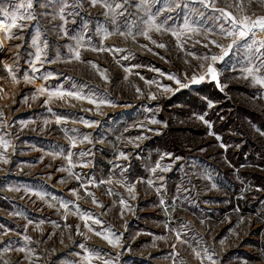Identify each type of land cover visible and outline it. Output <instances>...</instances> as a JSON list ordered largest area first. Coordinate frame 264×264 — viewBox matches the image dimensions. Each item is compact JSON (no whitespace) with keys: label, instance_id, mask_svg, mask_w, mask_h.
I'll list each match as a JSON object with an SVG mask.
<instances>
[{"label":"rangeland","instance_id":"374dc122","mask_svg":"<svg viewBox=\"0 0 264 264\" xmlns=\"http://www.w3.org/2000/svg\"><path fill=\"white\" fill-rule=\"evenodd\" d=\"M67 2L0 0V264H264V0Z\"/></svg>","mask_w":264,"mask_h":264},{"label":"snow or ice","instance_id":"6c2138e0","mask_svg":"<svg viewBox=\"0 0 264 264\" xmlns=\"http://www.w3.org/2000/svg\"><path fill=\"white\" fill-rule=\"evenodd\" d=\"M59 2H60V4L62 5V6L60 7V9H59V11H60V19H61V20H64V19H65V17H64V12H65V9H66V8L73 7V6H76V7L79 6V4H76V5H70V4L67 2V0H59ZM91 2H92V5L95 6V4L97 3V0H91ZM124 2L127 3V0H124ZM145 2H146V0H141V5H140V6L144 5ZM26 7H27L28 9H31V8L33 7L32 0H27V5H26ZM105 7L109 8L111 11L115 12V9H120V8L123 7V5L120 4V3H117V4L115 5V9H113L112 6L109 5V4H105ZM19 8H25V4H24V3H21V4L19 5ZM119 14H120V15H123V13H119ZM223 16L225 17L226 20L231 21V31H228V32H227V35H228V36H235V35L238 34L239 38L242 39V38H244V37H247V36L249 35V33L252 32V30L255 29V28H257V27L260 28L261 30H264V17H260V18H257L255 21H251V22H249L247 17H245L242 21H240V20H237V19H236L235 17H233L230 13H227V12H224V13H223ZM33 18H34V17H32L30 14L27 15V16H21V15H18V14H17V15H13V16L11 17V23H10V24H5V25H3V27H4L6 30H10L11 28H15V27H17V20H20V19H33ZM153 24H154V17L151 16V15H149V26L151 27ZM223 31H224V29L221 28V32H223ZM66 34H67V33H66ZM142 34L145 35L146 38H149L148 35H147V32H144V33H142ZM209 43H210V44H213V45H215V46H217V47H221V45L217 44V42L214 41V40H209ZM254 43H255V42H254ZM157 46H158V47H165V45H163V44H158ZM207 46H208V45L206 44L205 47H207ZM229 47H231V45H229ZM262 47H264V45H262ZM94 50H95V49H94ZM257 51H259V49H257ZM75 57H76V59H79V58H80V57H79V52H76V53H75ZM205 59H208V58L205 57ZM210 59H211V61L214 62V61H216V60L219 59V58L216 57V56H212ZM36 61H37V62L40 61V56H39V54H38L37 57H36ZM33 71H34V72H35V71H38V69H36L35 67H33ZM248 72L251 73V72H252V69H248ZM206 75H207V76H210L212 80L217 81V84H219V81H218V79H217V72H216V69L214 68V66H213L212 64H209V65L207 66V69H206ZM168 78H169V79H174V80L176 79V78L173 77V76H169ZM26 79H28V77H26ZM204 79H205V75H200L199 77L193 75V77H192V82H193V83H199L200 81H203ZM256 82L259 83V84H261V85H264V80H256ZM176 83H180V81H179V80H176ZM182 86H183V87H187V85H182ZM39 91H41V92H45V91H47V89L41 87V88L39 89ZM49 95H50V96H59V97H63V96H65V95H67V96H72V97H74V98H76V99H86L88 103H90V104H96L97 106H99V104L106 103V101H104V100H99V101H98V100H96V99H94V98H91V97L81 96L78 92H67V93H65V92H62V91H56V92H51V93H49ZM151 98H152V99H155L154 96L151 97ZM45 103H47V101H45ZM211 106H212V105H211V103H210V104H209V107H211ZM200 119H203V117H200ZM57 122L59 123V117L57 118ZM153 122H155V121H153ZM85 124H86V126H91V124H90L89 122H87V121H85ZM209 127H211V125H209ZM210 134H211V133H210ZM85 139H87V137H85ZM217 139H220V138L217 137ZM74 144H75V142H73V146H74ZM0 145H2V146L5 148V150H6L7 147L9 146L8 143H7L6 141H3L2 139H0ZM221 147H222V148H226L227 146L224 145V144H221ZM69 155H71V154H69ZM82 155H83V153H82ZM120 157H123V158H125V159L127 158V156H126L123 152L120 153ZM0 161H3L4 163H7V160L3 159L2 156H0ZM81 166L84 167V166H87V165H86V164H83V165H81ZM117 167H118V166H117ZM157 167H160V165L157 164ZM153 171H155V169H153ZM162 171H168V168H163ZM209 179H210V177H209ZM101 182L103 183L104 181H101ZM108 182L111 183V180H109ZM17 190H18V189H17ZM128 191H129V192H132L133 189H132V188H129ZM35 194L40 195L39 193H35ZM94 202H95V201H94ZM121 203H123V201H121ZM161 203L163 204V201H161ZM82 218H84V219H90L91 217H82ZM94 222L97 223V224L100 223L99 220H96V221H94ZM86 226H87V225H86ZM97 235H100V233H97ZM179 238H180V237L178 236L177 239H179ZM25 239H27V237H26ZM102 239L107 240L108 243L113 244V245L115 246L116 240L113 239L111 236H109V235H103V236H102ZM117 239H118V238H117ZM21 251H23V250L21 249ZM197 255H199V253H197ZM205 257H206L208 260H210V261L212 260V256H211V255H208L207 252H205ZM87 259L90 261V260L92 259V256L89 255V256L87 257ZM105 264H110V262L105 261ZM213 264H214V262H213Z\"/></svg>","mask_w":264,"mask_h":264},{"label":"trees","instance_id":"16d2710c","mask_svg":"<svg viewBox=\"0 0 264 264\" xmlns=\"http://www.w3.org/2000/svg\"><path fill=\"white\" fill-rule=\"evenodd\" d=\"M216 93H219V92L216 90Z\"/></svg>","mask_w":264,"mask_h":264}]
</instances>
